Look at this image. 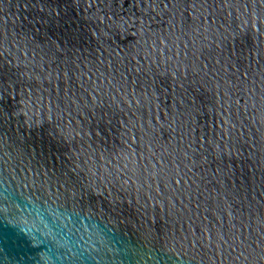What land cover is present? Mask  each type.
Masks as SVG:
<instances>
[{
  "label": "water",
  "instance_id": "water-1",
  "mask_svg": "<svg viewBox=\"0 0 264 264\" xmlns=\"http://www.w3.org/2000/svg\"><path fill=\"white\" fill-rule=\"evenodd\" d=\"M0 264H264V104L211 0H0Z\"/></svg>",
  "mask_w": 264,
  "mask_h": 264
}]
</instances>
